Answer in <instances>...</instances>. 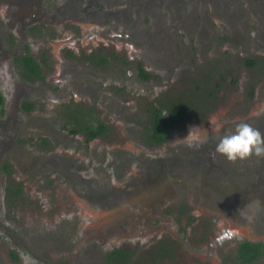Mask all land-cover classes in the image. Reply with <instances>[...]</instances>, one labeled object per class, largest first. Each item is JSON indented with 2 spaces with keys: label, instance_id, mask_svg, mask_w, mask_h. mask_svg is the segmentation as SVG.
Instances as JSON below:
<instances>
[{
  "label": "flooded vegetation",
  "instance_id": "1",
  "mask_svg": "<svg viewBox=\"0 0 264 264\" xmlns=\"http://www.w3.org/2000/svg\"><path fill=\"white\" fill-rule=\"evenodd\" d=\"M87 1L92 9L89 13L85 12L84 7L86 5L83 0H56V6L53 7L51 4L55 2L54 0H43L42 4H47L51 8L44 9V6H42V11H38L40 10V0H0V8H4V13L7 16L5 20H0V92L3 95V104L0 105V174L3 172L8 179L10 166L17 164V170H21L26 175L30 173L40 175L41 179L36 183L37 186L42 183L51 184L57 176L59 178L56 179L61 181L60 188L64 193L66 191V194H70L71 191H75L77 188L89 190L90 182L94 181V178H99V173L94 172V178L93 175L85 178L84 174H91L92 171L87 172L82 168L83 173L79 172L78 167L80 165L76 164L75 161H71L69 156L75 154L73 158H79L81 162H84V166H87L86 164L89 162L95 166H101L103 157L100 152L102 151L97 144L101 140L100 138L108 135L109 122H112L113 119L109 116L104 117L103 113L100 115L98 113L99 106L102 105L104 108L110 109L109 114L113 115L115 113L114 117H116L117 124H123L121 120L127 116L118 97L120 87L111 91L103 90L101 84L100 86L96 85L94 80L89 77L91 73L88 72L89 74L82 75L83 70H81V67L76 68L71 63V61H76L72 57H61V63L58 65L59 70L61 69V78L56 77V74L52 78L46 75L45 63L47 60L42 56L43 53L39 57L31 52L34 47L33 44L39 45L44 42L39 30L42 21L46 22L44 26H47L49 21H54L56 25H60L62 22L72 20H84L101 26L111 24L110 30L112 33H118L117 41L120 44L124 40V42L131 40L133 48L141 49V51L138 50L137 55H142L140 57L144 61H141L137 66V71L141 78L146 74L144 80L150 77V71L154 73L157 70L167 69L166 75H168L171 72H178L188 67L190 61L186 58L188 53H182V59L179 60L170 45L173 42L169 40L171 35L179 33L182 38L184 36L191 39L196 38L197 45L194 49L198 52L199 61L202 62L204 59L218 58L220 56L218 51L226 49H221V42H213L211 45L207 43L212 34V21L218 24L221 40L224 43L226 37L223 35L224 31L221 25L228 24L233 28L238 24L240 26L239 33L230 36L225 46L231 47V52H234L237 45H239L242 49V56L248 58L245 59V66L241 75L234 74V79H238L240 88L250 87V100L253 95L258 98V94H261V91L258 90V83L260 74H262V78L264 76V12L258 11L257 6H251V3L256 0H242L246 2L245 10L239 5V0ZM115 5H118L119 10L101 12L104 7ZM132 5H136L133 10L135 16L136 12H139L141 16L147 15V20L151 21L150 19H152L154 23H149V26L145 28L143 25H135L134 20L131 22L128 9ZM159 7L166 10V17L159 12ZM120 9L124 11V15L127 14L126 19L121 14ZM175 12L177 16L174 15ZM81 13H84V15L79 16ZM8 18L20 21L21 36L19 38H17L16 26ZM156 23L157 25H154ZM121 35L123 36L121 37ZM108 42L102 41L100 43L107 44ZM208 47H211V49L206 51ZM244 47H247L248 50L246 51ZM99 50L86 51L81 59L85 60L87 65L105 66L109 60L108 54L101 53ZM75 53L76 55L81 54L80 52ZM25 55H31L37 61L40 67L38 73H31V75L26 76L24 71L26 66L21 61V57ZM230 57V63L233 64L235 55L231 53ZM220 64L222 67L228 66L227 61H221ZM3 66L6 67L3 68ZM10 75L15 80L16 89L20 90L19 93L14 95L10 107L11 111L9 110L10 105H6V96L3 92L6 87L4 88L1 83L3 76ZM204 76L205 78H202L204 83L201 84L204 89L203 96L197 95L199 100L175 102L151 100L148 102L147 108H145V114H148L145 117L146 126L141 136L145 143L144 148L162 147L169 141V131L172 124L178 120H184L187 124L194 125V127L201 126L202 130L197 131V133L208 135V138H202V143L197 148L189 146L185 142L183 148L186 149V155L178 159V164H174L175 158L171 159L172 162L167 163V166L176 172L170 178L162 177L161 180L156 170L148 171L150 177L154 178L153 183H151L154 184L153 186L148 187L146 185L148 181L138 183L128 181L125 184L123 183L120 188L114 189L113 186V190L108 191L109 194H101L99 199L90 202V221L86 223L85 234L82 236V241L88 247L86 249L88 256L91 258L90 261L87 260V264H136L135 255H141L137 264H148L155 260H161L162 262L163 258L166 263L169 258L174 257V254L177 253L172 252V242L166 238L167 233L163 231L165 230V224L162 216L172 215V207H175V204L172 205V203L179 202L180 190L189 193L190 197H188L186 207L177 203L175 212L180 215L179 222H183L188 218L196 222L197 225H201L200 223H204L205 214L211 212L218 218L217 223L220 224L221 228L235 226L237 232L241 234H238L239 238L229 241L226 247L229 256L224 259V263L257 264L262 261L264 241L261 238L243 236L246 234L247 229L252 230L256 224V221L252 220L249 214L257 210L264 201V157L253 155L248 159L230 162V166V164L226 165L229 161L218 154L215 149L220 138L234 131L236 124L239 122H247L261 133H264V100L262 103L256 104L257 112L255 114L248 115L251 106L247 108L245 106L237 111L239 113L232 120L220 116L213 117L214 121L212 123L214 125L218 124V126L210 129L211 123L208 126L203 124L205 118L214 111V108L208 104L210 101L207 100L214 97L216 91L219 93L225 90L228 91L232 84L224 83L223 76L220 73L217 75L204 74ZM256 76L257 83L249 84L252 81L254 82ZM106 78L107 82L113 79L110 76H106ZM115 80L119 82L118 79ZM230 80L234 82L231 75L228 78V81ZM7 82H5L6 86ZM65 82H70L71 85L67 88ZM209 82H213V84ZM62 86L65 87L63 91L60 90ZM34 90L44 91L49 97L56 96L57 93L58 97L62 98L59 113L57 114L55 110L53 113L51 111L48 116L40 114V105H36L31 99L32 94L35 93ZM55 90L56 92H54ZM210 90L213 91L212 94L209 93ZM131 104L134 106L132 111H135L132 114H135L134 117L138 118L139 115H136V112L140 108L135 106L133 101H131ZM178 107L181 111H176V115H174L172 110ZM154 109L161 110L166 119L167 126L163 133L166 139L160 143L153 142L151 141L153 139H150V135L153 134ZM8 110L10 115H7ZM9 117L12 118V122L9 121ZM56 120H58L57 124ZM101 124L105 125L106 131L104 133L99 132ZM129 126L126 125V128ZM56 138H59V152H65L66 154L56 153V148L55 152H49L52 143L56 142ZM19 142H23L22 147ZM84 145L87 146L85 156L81 157L78 153H70L76 152L77 149V152L84 151ZM91 150L95 151L91 152ZM153 152L156 151L153 150ZM208 152H212L211 158L213 160L215 158L218 160L219 170L214 168V165L208 159ZM12 157L15 161L10 163ZM156 163L162 164L158 161ZM189 163H191L190 169L188 168ZM145 166L150 167L149 164ZM239 170H247L249 175H254L255 182H245L246 187L244 189H230L231 193L227 195L225 192L229 189L218 184L220 183L219 171H222L223 179L227 177L231 182L232 176L238 175ZM181 175H183L184 180ZM174 176L177 177L179 184ZM238 180L242 182L241 178ZM6 182L3 188L4 194L0 193V210L6 215L10 213L11 219L7 218L5 222H0V238L8 233V235L10 234L21 242L22 233L20 232H36L38 229L36 224L39 220H42L45 233L41 234V247L48 249L51 254L50 258L56 262V253L61 254L66 250L65 241H61L64 238L62 232H64V228H67L66 225L72 223L71 217L73 216L69 215L63 219H57L56 223L54 220V225L46 222V218L41 219L45 216V205H41L36 210V205L31 204L27 209L29 200L25 201L23 197L26 188L23 186L24 182L20 183L11 178ZM131 184L135 186L139 184L137 192L134 188L133 193L128 192L130 188L128 186ZM125 186L128 188H125ZM167 187L173 188L175 197L172 195L168 199L162 198L167 191ZM173 198H175L174 201H172ZM226 198L234 200L227 204L225 203ZM251 199L255 201L250 203ZM4 201L7 202V205ZM93 205L95 210L92 207ZM62 207L64 208V206ZM222 208L229 211L225 212ZM19 211H21L20 214H18ZM260 219L264 225L262 216H260ZM263 225H261L262 230H264ZM182 226L181 231L183 232L196 227L186 229L190 226L184 224ZM10 229L12 232H9ZM256 230L262 232L260 226L257 225ZM110 237L113 241L107 243ZM18 241L15 240V242ZM134 241L140 245L141 249H138L135 245H130ZM246 241L261 247L257 257L251 262L243 261L238 255L240 244ZM14 245L18 246V243H14ZM6 246V244H3L4 249ZM15 246L7 249L8 255L13 259L10 264L15 263L19 258L17 253L19 250ZM92 250L96 254L89 255L92 254ZM198 254L204 258L203 253L198 252ZM73 257L76 256L73 255ZM68 261L74 263L73 260ZM46 263L54 264L53 262ZM0 264H7L2 254H0Z\"/></svg>",
  "mask_w": 264,
  "mask_h": 264
},
{
  "label": "rangeland",
  "instance_id": "2",
  "mask_svg": "<svg viewBox=\"0 0 264 264\" xmlns=\"http://www.w3.org/2000/svg\"><path fill=\"white\" fill-rule=\"evenodd\" d=\"M34 1V0H32ZM51 6H56V0H54ZM86 7H84L85 12L89 13L92 9L89 7L90 3L86 0ZM43 0H40L39 6L42 11L44 6L48 7L47 4H42ZM239 5L245 10L246 2L239 0ZM251 6H257L258 11L264 12V0H256L254 3H251ZM42 8V9H41ZM136 8V5H132L130 9H128L129 17L131 22H135V25H143L145 28L149 26V23L153 24V20H147V15L141 16L139 12H136V16L133 14V10ZM118 9V5L111 7H104L101 12H113ZM119 10V9H118ZM159 12L162 16L166 17L167 12L162 8H158ZM121 14L124 18H127V14L124 15V11L120 9ZM9 15V14H7ZM84 15L81 13L79 16ZM177 16L176 12L174 13ZM7 18L4 13V8H0V20H5ZM143 19V20H142ZM8 20H12V18H8ZM14 26H16L17 38L21 36V24L20 21L13 19L11 22ZM129 23V22H128ZM45 21L40 23V33L44 42H41L39 45H34L32 48V54L41 57L43 53V57L46 58L47 62L46 66V75L52 78L53 75L56 74V77L61 78V69L59 70V64L61 63V57H69L75 59L76 61H71V63L76 66V68H80L82 71V75H89V77L94 80L96 85L100 84L103 86V90L111 91L116 90L118 87L119 94L118 97L121 100V104L123 105V111L127 113V116L123 117L121 123H116V117L114 114H109L110 109L104 108V106H99L98 113L101 115L103 113L104 117L109 116L113 119L112 122H109V133L105 137L100 138L98 141V147L102 151L100 154L103 157L102 165L95 166L91 162L84 166V162H81L79 158L74 159L73 155L69 156L71 161H75L76 164L80 165L78 167V171L83 173L82 170H86L87 172H91V174H84L87 177H91L94 175V172L99 173V178L91 181L90 189L87 190L85 188L79 189L75 191H71V193H65L61 190V181L55 179L52 180L51 184L42 183L40 186H37L36 183L41 179L38 173H30L26 175L22 173L21 170H17V164L10 166L9 179H15L17 182L23 183L25 188V192L23 197L25 201L29 200L27 204V209L31 204L36 205V210H38L41 205H45V216L41 219L46 218V222H49L54 225L57 222V219H63L64 217H71L72 223L66 225L67 228H64V232H62L64 238L61 241H65L67 245L66 250L63 253H56V262L54 259H51V254L48 252V249H44L41 247L42 241L40 238L41 234L45 233V227L43 226L42 220H39L36 226L38 227L36 232L30 231H21L22 237L21 242L18 241L13 236L8 235V233L3 235L0 238V254L4 257V260L7 261V264H10L13 259L8 255L7 249L11 246H15L14 243H18V246H15L19 251H17L19 258L12 264H47L46 262H53L54 264H87V260L90 261V257L86 249L88 247L85 246V243L82 241V236H84L86 223L90 221V202L99 199L101 194H109L108 191L113 190L115 188L122 187V184L129 182L138 183L140 181H148L146 185L148 187L153 186L154 178L151 176L148 171L156 170L160 179L170 178L171 175H175L176 172L171 170L167 166V163L172 162L171 159H176L174 164H178V159L186 155V149L183 148L185 141L187 140V135L189 132H197L201 129V126L194 127V125L187 124L184 120H178L174 122L170 128L169 134L170 138L168 139V143L163 145L162 147H148L144 148V141L141 136L143 133V129L146 126L145 117L148 102L151 100L158 102L161 101H182L189 100L195 101L199 100L197 95L203 96V87L202 83H204L202 78H205L204 74L217 75L220 73L223 76L224 83H231L232 87L228 91H223L221 93L215 92L214 97H210V106L214 108V111L210 116L206 117L203 121L204 125H210L211 128H215L218 124L214 125L212 122L214 121L213 117H223L224 119L230 118L231 120L236 116L238 110L247 107L249 108V114H255L257 112L256 104L262 103L264 100V76L262 78V74H260V79L258 83V90L261 91V94H258V98H255L253 95L251 100L249 99V88L242 89L239 87L238 79H234V74L241 75L243 71V67L245 66V59L247 56H242V49L239 45L235 48L234 52L231 47L225 46L229 41L230 36H234L238 34L240 31V26L237 24L235 27L231 28L228 24L221 25L223 35L226 37L225 43L221 40V32L217 23L212 21V34L210 35V40L207 41L208 44H212L213 42L218 43L221 42V49L226 48L225 50H219L220 56L215 59H204V61H199L198 52L194 49L197 45V39L184 36L179 33H175L169 37L172 43H170L174 53L177 54L179 60L182 59V53L186 52L190 61L188 63V67L181 69L178 72H171L166 75V70H157L152 73L150 71V77L144 80V77L141 78L140 74L137 71V66L141 63L143 58L140 57L142 55H137L138 50L141 49L133 48L132 41L127 40L126 42L122 41L120 44L117 41L118 33H112L110 28L111 24L101 26L96 23H89L84 20H72L69 22H62L60 25H56V22L49 21L47 26ZM154 25H157L154 24ZM4 26V25H3ZM107 27V28H106ZM102 29V33H101ZM149 30V29H148ZM120 35V34H119ZM123 35H121L122 37ZM127 37V36H125ZM113 42H112V41ZM18 41H20L18 39ZM102 41H109L107 44H101ZM1 47V46H0ZM75 47H78L76 50ZM99 51L101 53L108 54L109 60L105 66L99 65H87L85 60H82L83 54L86 51ZM211 47H208L206 51H209ZM247 51L248 48L244 47ZM75 52H80V55H76ZM233 53L235 55L234 63H230V54ZM192 60V61H191ZM227 61V67H222L220 62ZM180 62V61H179ZM6 66H3L5 68ZM230 68V69H229ZM89 72V73H88ZM164 72V74H163ZM232 76L233 81H228L229 76ZM106 76H110V81L107 82ZM54 79V78H53ZM115 79H118L117 82ZM253 79V77H252ZM5 80V81H4ZM8 82H7V81ZM57 81V79H54ZM53 80V81H54ZM80 80V79H77ZM82 80V79H81ZM262 80V81H261ZM7 82V86L5 85ZM15 80L10 76H3L1 78V83L5 88L6 96V105L10 107L12 106V102L14 100V95L19 93V89H16ZM60 83V81H59ZM58 83V84H59ZM213 84V82H209ZM257 83V76L254 77V82H250L249 84ZM57 84V85H58ZM106 84V85H105ZM70 82H65V86L68 88L70 86ZM64 86L60 88L61 91L64 90ZM57 89V87H56ZM35 91V90H34ZM56 92V90L54 91ZM31 93V92H30ZM209 93H213V91H209ZM61 94V93H60ZM33 101L36 105H40L39 113L43 116H48L52 111L58 114L60 109V102L62 98H59L57 93L56 96H48L44 91L38 90L32 94ZM78 99V98H77ZM81 101V100H80ZM95 101V100H94ZM131 101L135 103V106L140 109L136 112V115H139L138 118L134 117L135 114H132L135 111L133 104ZM215 102V103H214ZM215 107L213 106L214 104ZM15 104V102H14ZM213 104V105H211ZM8 110V114L10 115V111ZM6 115V116H7ZM13 117V116H12ZM9 121L12 118L9 117ZM58 120H56L57 124ZM118 122V121H117ZM126 125H130L126 128ZM199 134V133H198ZM199 136L203 139H207L208 135L199 134ZM21 147L23 146V142H19ZM202 142L196 144L194 142L193 146L195 148L199 147ZM58 154H66L65 152H59V138H56V142L52 143L49 152H55ZM86 145L83 146L82 152H70V153H78L79 156H85ZM155 150L156 152H153ZM95 150H91L94 152ZM200 153V152H193ZM208 159L214 165V168L219 170V162L216 158L213 160L211 158L212 152H208ZM219 158V157H218ZM24 159V157H23ZM5 161V160H4ZM14 157L11 158V162H14ZM162 162L156 163V162ZM151 162V163H150ZM81 163V164H80ZM150 165L147 168L145 165ZM226 163V165H229ZM231 166V164H230ZM83 168V169H82ZM188 168H191V163L188 164ZM220 173V183L223 188L229 189L225 193L228 195L231 193L230 189L236 188L237 190L244 189L245 182H255L254 175H249L248 171L239 170L238 175L232 176V181L230 182L228 178L223 179L222 171ZM184 180L183 175H181ZM239 178L242 179V182H239ZM7 176L1 172L0 174V193L4 194V186L6 185V180H9ZM174 179H178L174 176ZM162 180V179H161ZM150 181V182H149ZM98 182V183H97ZM140 184V183H139ZM138 185L131 184L128 192L133 193L138 191ZM127 186V184H126ZM125 188H128L126 187ZM175 197V192L173 188L167 187V191L162 196L163 199H168L170 196ZM180 200L179 202L172 203L175 204V207H172V215L162 216L163 223L166 234V238L172 242V252L174 257L169 258L166 263L165 259L155 260L154 262H150L148 264H228L224 263V259H227L229 253L226 251V247L229 244L230 240H234L239 238L240 233H238L235 226L229 228H221L220 224L217 223L218 218L213 213L209 212L205 214L204 223H200L201 225H197L196 222L186 218L185 221L179 222L180 215L175 212V208L177 203L186 207L188 197H190L189 193L183 192L180 190L179 192ZM110 198V197H109ZM175 198L172 199L174 201ZM234 199H227L226 202H233ZM255 200L251 199L249 202L253 203ZM7 205V202H5ZM86 203V204H84ZM159 204L158 202L156 203ZM61 206V207H60ZM64 206V208L62 207ZM71 207V208H70ZM95 210L94 205L92 206ZM90 208V209H89ZM7 209V207H6ZM223 211H229L225 208H222ZM8 213V212H7ZM21 211L18 212L20 214ZM10 213L6 215L2 210H0V222H5L8 219H11ZM89 215V216H88ZM92 215V212H91ZM248 215V214H247ZM81 216V217H79ZM87 216V218H85ZM191 216V214H190ZM252 217V220L256 221L255 226L252 230L247 229L246 234L243 237L249 238H261L264 241V230H262V220L260 216L264 219V201L260 205L257 210L253 213L249 214ZM206 220V221H205ZM249 221V220H248ZM70 222V220H69ZM162 223V222H161ZM190 226L186 229H190L189 231H181L182 225ZM261 224V225H260ZM256 225L260 226L261 231L256 230ZM264 226V225H263ZM244 231V230H243ZM9 232H12L11 229ZM237 232V233H236ZM239 234V235H238ZM11 237V238H10ZM113 237V236H112ZM110 237L107 241L109 243L112 242L113 239ZM144 237V236H142ZM141 237V238H142ZM16 241L18 242H15ZM117 240V238H116ZM3 244L7 246L3 247ZM77 245V246H75ZM135 245L138 249H141L140 245L135 241L130 244ZM39 246V247H38ZM3 247V249H2ZM93 251V250H92ZM199 253L204 254V258ZM86 253V254H85ZM146 253V252H144ZM143 253V254H144ZM79 254V255H77ZM84 254V255H83ZM96 252H92L94 255ZM98 254V253H97ZM75 255L76 257H73ZM71 256V257H69ZM141 255H135V262L137 264ZM68 260H73L74 263H70ZM187 261V262H186ZM45 262V263H43ZM257 264H264V257L262 261Z\"/></svg>",
  "mask_w": 264,
  "mask_h": 264
},
{
  "label": "clouds",
  "instance_id": "3",
  "mask_svg": "<svg viewBox=\"0 0 264 264\" xmlns=\"http://www.w3.org/2000/svg\"><path fill=\"white\" fill-rule=\"evenodd\" d=\"M186 137L185 142L189 146H193L194 142H202L197 132H189ZM215 150L230 162L248 159L253 155L264 157V133L247 122H239L234 131L220 138Z\"/></svg>",
  "mask_w": 264,
  "mask_h": 264
},
{
  "label": "trees",
  "instance_id": "4",
  "mask_svg": "<svg viewBox=\"0 0 264 264\" xmlns=\"http://www.w3.org/2000/svg\"><path fill=\"white\" fill-rule=\"evenodd\" d=\"M21 61L24 62L25 66L24 71L26 73V76L31 75V73H38L40 70L39 64L37 61L32 57L31 55H25L21 57ZM142 73L144 71L141 69ZM143 77H146V74H144ZM3 104V95L0 92V105ZM176 111H181L180 108H176L175 110H172L173 114L176 115ZM154 125L152 129V135H150V139H153L151 141H155L156 143H160L164 141L166 138L163 136L164 130L166 128V119L165 115L162 113L161 110L154 109ZM106 131L105 125L101 124V130L100 133H104ZM261 250V247L255 243L250 242H242L239 246L238 255L241 257L243 261L251 262L253 261L257 255L258 252Z\"/></svg>",
  "mask_w": 264,
  "mask_h": 264
}]
</instances>
